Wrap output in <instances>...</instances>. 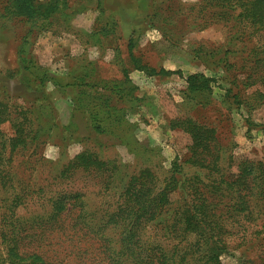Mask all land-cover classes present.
I'll return each mask as SVG.
<instances>
[{"label":"rangeland","instance_id":"1","mask_svg":"<svg viewBox=\"0 0 264 264\" xmlns=\"http://www.w3.org/2000/svg\"><path fill=\"white\" fill-rule=\"evenodd\" d=\"M59 2L63 9L49 28L41 20L10 14L7 0H0V93L6 90L33 109L35 128L48 119L56 124L50 132L34 134L28 146L17 147L8 144L16 135L11 122L0 124V255L16 241L21 254L37 253L46 264H134L124 240L123 213L127 203H134L129 185L135 197L139 190L147 195L167 183L174 187L164 202L148 201V215L183 207L192 213L191 195L200 190L212 198L202 180L217 178L242 180L244 185L235 187L243 195L239 200L248 201L234 208V193L216 197L223 213L217 235L204 228L180 236L189 212L181 211L166 222L141 220L140 238L145 245L161 244L170 255L180 249L187 264H199L212 249L221 264H264V194L253 173L239 176L248 165L264 172L258 165L264 161V26L243 18L241 6L222 0H98L103 12L93 9L97 0ZM93 10L118 16L114 35L97 48L90 24L80 35L73 23L76 15H92ZM99 19L96 25L111 33L104 28L105 18ZM128 33L141 64L176 72L148 74L133 68L137 59L129 55ZM79 37L87 41L82 49ZM108 43L116 46L113 53ZM28 63L36 70H24ZM126 68L134 92L122 101L130 131L98 132L89 110L77 100L93 86L75 81L81 76L88 82L121 81ZM43 69L53 78L45 83L53 109L43 102L34 80L27 84V77L38 78ZM197 71L213 78L212 89L186 93V78ZM91 98L83 102L90 105ZM187 117L210 129L204 145L185 130ZM176 163L181 170H175ZM201 163L219 170L209 171ZM166 224L173 237L164 234ZM154 260L159 264L160 256Z\"/></svg>","mask_w":264,"mask_h":264},{"label":"trees","instance_id":"2","mask_svg":"<svg viewBox=\"0 0 264 264\" xmlns=\"http://www.w3.org/2000/svg\"><path fill=\"white\" fill-rule=\"evenodd\" d=\"M212 1V0H211ZM220 1V0H217ZM226 1L228 5H234V6H241V16L243 18L252 20L254 23H258L260 27L264 26V16L262 15V10H264L263 2L264 0H234V3L232 0H222ZM98 2V0H97ZM7 11L14 15V16H24L30 21H40L41 23L45 24L47 27L52 26V20L55 17V14L57 11L63 9V6L60 5L59 0H7ZM97 8L100 9V12L104 11V7H102V4L98 2ZM82 9V8H81ZM112 29L114 30L115 25L117 24L115 22H111ZM107 25H104V28H107ZM110 26V25H109ZM108 26V27H109ZM109 30V29H108ZM107 31V30H106ZM108 32V31H107ZM109 33V32H108ZM136 45V41L131 35L129 41H128V49H129V55L131 56V59H137V64L133 66V68H138L140 70H145L148 74H158V73H165L166 75H170L176 71L171 69H165L160 68L157 69L156 67L150 65L149 63L145 61H141L142 64L138 61L140 60V56L135 54L134 47ZM20 49H18L19 54V60L22 58ZM32 58L30 57V61ZM24 70H33L32 66H29V63L27 65H24ZM23 70V71H24ZM129 69H124V78L121 81H116L114 79H93V82H88L84 76L78 77L75 82H78V85H90L93 86L92 92H88L87 94H83V97L81 98V95H78V102L83 103L85 107L90 112V116L93 119V127L98 132H105V133H115L117 130H121L125 132L130 131V122L127 118V106L123 105L122 101L124 99H130L129 95L133 94L134 92L131 91L132 88H128L131 83L130 77L128 75ZM25 72V71H24ZM179 72V71H177ZM31 77H27L28 81L27 84H29L32 80L34 82H31L33 85L35 84L36 87H38L42 92V97L44 99V103H48L51 108L53 109V103H52V97L51 100L48 99L47 93H45V83H49L53 81L52 76L48 73L47 70H42L38 78L30 79ZM212 81L213 78L210 76H207L203 72H195L192 74H189L186 78L187 87L185 89L186 93H204L206 91H211L212 89ZM89 86V87H90ZM3 93H0V124L5 121H10L12 126L15 128L16 135L14 137L8 138V144L10 143L12 146H28L29 140H33L34 134L42 132H47L52 130L55 127V123L53 119H48V124L41 126L38 124L35 128L36 120L34 119V115H36L35 111L29 107H27L25 104H22L18 101H14L13 97L9 95V93H6V90L2 91ZM113 93H117L114 95ZM92 97L90 101V105L88 103H84L85 98ZM38 101V100H37ZM84 101V102H83ZM118 101H121V104H119ZM35 121V122H34ZM187 123L188 126L185 128L188 132H190L193 136L194 142H198L200 144H205V138L204 134H208L210 131L209 128L203 127L201 123H199L198 120L187 117L184 123ZM182 124V125H183ZM206 130H205V129ZM206 131V132H205ZM212 132H214V129H212ZM31 136V137H30ZM207 139V138H206ZM208 140V139H207ZM5 142V141H3ZM263 163L258 164L262 168H264V161ZM175 165V170H181V166ZM203 164L202 168L207 167L209 171L213 170H219L213 169L210 167L209 164L201 163ZM196 165V164H193ZM200 165V164H199ZM206 165V166H204ZM216 166V165H215ZM258 166V167H259ZM210 168V169H209ZM1 171V168H0ZM246 173H253L254 178L258 179L257 186L259 187V194H264V172L262 173H256V170L253 166L248 165L247 169L245 171H241L239 176L246 174ZM1 176V174H0ZM137 180L138 176L131 177V180ZM134 180V181H135ZM186 181H192V178L186 179ZM203 182V189L210 191V195L213 197L205 196L204 192L199 190L198 186L192 185V187L197 192L199 190L198 196L191 195V199L189 200V203L192 204V213L189 211V209H186L183 207L182 210L176 209L175 212H168V209L161 208L162 211L158 214L156 212L152 213L151 215H148L147 213L150 211L149 203L148 201H165L167 197H164L168 194L169 190L174 188L170 186V183H167L165 187L160 190L159 192L157 190H154L152 194L148 193L147 195H143V191L139 190L137 196L133 195L132 191L134 187H130L129 185L128 192L129 195H131V200H134V203H127V206L124 210L123 216L125 217L124 220L127 224V229L125 230L126 235L124 236L125 240V248L126 252L129 254V256H132L136 258V261L134 264H156V261L154 260V256L158 255L160 256L159 264H187L185 262L186 258L185 255H180L181 251L174 250L172 255H170L168 252H166L162 247L161 244L157 245H150V244H144L143 240L139 236V224L140 221L143 219H156L157 217H160L161 221H165L167 219H170L172 215H176L177 213L182 212H188L187 219H186V226L185 230L182 231L181 235L182 237H185V235H190L194 232L202 231L204 228L208 229L211 235H217V229H221V220L220 218L223 216V213L219 211V203L216 201V197L220 195H224L225 191H228L229 193H234L238 197V202L236 205H234V208L236 207H246L248 204V201L241 198L239 200V197H242L241 190L235 185L242 184L244 185L242 180L234 179V180H228V179H211L209 182H206L204 179ZM132 183V182H131ZM191 185V182H190ZM222 185V187H221ZM157 186V185H156ZM155 187L154 189H156ZM226 195V194H225ZM187 197V196H186ZM186 201V199L184 200ZM188 203V200L186 204ZM161 207L162 204H161ZM165 209V211H164ZM178 210V211H177ZM158 214V215H157ZM157 215V216H156ZM165 235L168 237L172 236L173 229L170 225H165ZM174 233V232H173ZM198 233V232H197ZM15 236L14 234H12ZM211 250V249H210ZM215 250V249H212ZM210 251L209 256L202 260H198L197 263L199 264H221L219 263V253H216V251ZM175 254H178L177 257L181 256V258L175 260L174 256ZM30 261L35 262L36 264H46L43 258L37 254L33 253L31 255H23L19 252L18 245L16 241L12 242V245L8 246V249L6 251V255H0V264H29ZM249 264H256L254 260H251Z\"/></svg>","mask_w":264,"mask_h":264},{"label":"crops","instance_id":"3","mask_svg":"<svg viewBox=\"0 0 264 264\" xmlns=\"http://www.w3.org/2000/svg\"><path fill=\"white\" fill-rule=\"evenodd\" d=\"M93 9L94 10H97V11L98 10L100 11V9L97 8V7H93ZM94 10H93V12H94ZM83 14L84 13L82 12L81 14L76 15L74 17L73 23L75 25H77L79 27V29L81 30L80 35L83 34V29H86L87 30V28H88L87 23H89L90 24L91 31H93V47L94 48H97V47H100V46L102 47V45H103V43H101L102 40L104 38L110 36V35L111 36L114 35V33H113V30H111V33H108L107 31L105 32L102 27H100L99 25H96V24H99L98 23L100 21L99 17L100 18L101 17L105 18L104 19L105 25H107L109 23L110 26L108 25L109 27L107 26V28L112 29L111 22H115L116 21V23H118V16L115 17L113 14H106L104 16H102V15L100 16V14L99 13L97 14L96 12H94L92 15H83ZM76 17L79 20H76ZM88 18H91V19L88 21L87 20ZM119 23L121 24L122 21L121 22L119 21ZM84 24H86V25H84ZM101 24H103V23H101ZM127 28L128 27L126 26V30H127ZM77 30H78V28H77ZM130 37H131V35H130V33H128L127 34L128 41H129ZM76 41L78 42V46H80L79 48L82 49V48H84V46H86L85 44L87 43V41H85V40L83 41L81 37H79L78 39H76ZM106 49L109 52H112L113 53V51L115 49H117V48H116V46L114 44L108 43V45H106ZM161 68L169 69V68H166V67H161ZM171 70H173V69H171ZM136 71H138V70H136ZM177 71H179V70H177ZM197 72H199V71H197ZM179 73H181V75H183V73L181 71H179Z\"/></svg>","mask_w":264,"mask_h":264}]
</instances>
